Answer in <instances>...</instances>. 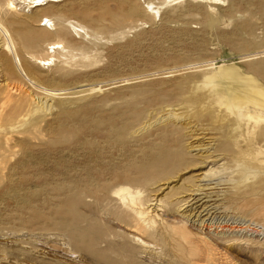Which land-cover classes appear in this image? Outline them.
I'll use <instances>...</instances> for the list:
<instances>
[{
	"label": "rangeland",
	"instance_id": "374dc122",
	"mask_svg": "<svg viewBox=\"0 0 264 264\" xmlns=\"http://www.w3.org/2000/svg\"><path fill=\"white\" fill-rule=\"evenodd\" d=\"M165 2L0 0L21 54L63 47L0 94V264H264V111L226 106L264 92V0Z\"/></svg>",
	"mask_w": 264,
	"mask_h": 264
},
{
	"label": "bare ground",
	"instance_id": "6f19581e",
	"mask_svg": "<svg viewBox=\"0 0 264 264\" xmlns=\"http://www.w3.org/2000/svg\"><path fill=\"white\" fill-rule=\"evenodd\" d=\"M180 1H184V0H167V2H165L163 5L159 7H156L153 4L144 3L143 8L147 14L153 16L155 20H158L160 17V10L162 8L168 5H175L179 3ZM198 1L201 3H207V4H210V3L217 4L216 1L218 0H198ZM12 2L15 3V6H20V7L24 6L23 8L28 9L27 12H31L33 9H41L43 7L48 6L49 4H52V5L57 4L60 2V0H12ZM11 15L14 17H17L16 13L12 12ZM17 19L19 23H23L25 25L28 23V20L26 19H22V18L19 19V17H17ZM37 22H38L37 30H30L29 28L27 31V38H26L27 42L26 43L28 44H35V43L40 42V40H43V41L47 40V36L41 33L42 31L40 30L41 28L47 31H51V32L53 31L54 25L48 16L46 15L40 16V19ZM10 37L11 36H9L8 31L0 25V39L3 44L1 47L2 54H0V78H3V80L2 79L1 80L4 81V88L0 90V94H5L7 97L8 95H10L11 92L17 93L20 90V86L22 85V86H28L31 90L30 92L33 91L34 94L46 97L47 93L49 92L48 89L43 87L42 84L38 83L32 73L33 71L38 70L41 65L45 66V65L51 64V61H53V57L56 54V52L59 49L63 48L61 43L57 41L56 42L55 41L45 42L46 45L44 48V53L46 56L44 55L45 58H40V57H35L31 55V53L29 52L27 54L26 53L21 54L20 53L21 51L19 52L20 49L18 50V48L16 47L17 44H15L14 39H11L12 37L11 38ZM31 61H35V63ZM210 78H214V77H210ZM11 79H15L16 81H18L19 85L13 82H10ZM7 80L9 81L7 82ZM52 93L61 94L62 92L56 91ZM56 96H59V95H56ZM11 99H13V97ZM56 101L58 100L56 99ZM247 104H249L253 108H259L264 111V92L260 90H254L252 93H245L229 101L226 104V106L229 110L236 113L239 109L243 108ZM243 113L245 116H247L248 118L252 120L257 119V116L254 114H250L249 112H246V111H244ZM201 190L203 189L195 190V192H201ZM193 196L194 198L191 200V202L193 201V203L190 207L191 212L196 211L197 213L199 209H202L201 214L205 213V215L203 216H207L210 213L211 214L214 213L213 210H215L217 206L215 205V202H214L215 200L210 199L211 198L210 195L199 193ZM124 200L127 201L128 203L127 205L129 207L130 206L135 207V203L132 200H129L128 192H124ZM133 211L135 215L138 216L139 218H143L146 215V213L142 212L141 210H133Z\"/></svg>",
	"mask_w": 264,
	"mask_h": 264
}]
</instances>
